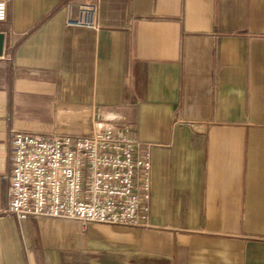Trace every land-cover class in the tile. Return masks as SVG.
<instances>
[{
  "label": "crops",
  "instance_id": "1",
  "mask_svg": "<svg viewBox=\"0 0 264 264\" xmlns=\"http://www.w3.org/2000/svg\"><path fill=\"white\" fill-rule=\"evenodd\" d=\"M0 212L14 132L130 126L144 226L0 215V264H264V0H3Z\"/></svg>",
  "mask_w": 264,
  "mask_h": 264
},
{
  "label": "built area",
  "instance_id": "2",
  "mask_svg": "<svg viewBox=\"0 0 264 264\" xmlns=\"http://www.w3.org/2000/svg\"><path fill=\"white\" fill-rule=\"evenodd\" d=\"M68 27L98 30L96 3L67 0ZM6 5L0 0V21ZM7 201L2 214L144 226L149 215L150 152L130 126L88 135L14 132L8 147Z\"/></svg>",
  "mask_w": 264,
  "mask_h": 264
},
{
  "label": "water",
  "instance_id": "3",
  "mask_svg": "<svg viewBox=\"0 0 264 264\" xmlns=\"http://www.w3.org/2000/svg\"><path fill=\"white\" fill-rule=\"evenodd\" d=\"M3 50V34L0 32V55Z\"/></svg>",
  "mask_w": 264,
  "mask_h": 264
},
{
  "label": "rangeland",
  "instance_id": "4",
  "mask_svg": "<svg viewBox=\"0 0 264 264\" xmlns=\"http://www.w3.org/2000/svg\"><path fill=\"white\" fill-rule=\"evenodd\" d=\"M2 211L0 212V215H1Z\"/></svg>",
  "mask_w": 264,
  "mask_h": 264
}]
</instances>
